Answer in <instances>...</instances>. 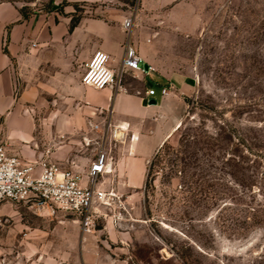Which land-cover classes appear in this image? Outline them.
<instances>
[{
	"label": "rangeland",
	"instance_id": "374dc122",
	"mask_svg": "<svg viewBox=\"0 0 264 264\" xmlns=\"http://www.w3.org/2000/svg\"><path fill=\"white\" fill-rule=\"evenodd\" d=\"M2 2L24 16L67 9ZM80 6L71 7L74 21L133 17L131 34L153 68L194 90L181 124L149 160L145 184L116 188L120 201L100 208L108 217L92 233L70 215L0 205V264H264V0ZM94 145L80 146L79 158L98 154L100 136ZM73 158L58 166L71 169Z\"/></svg>",
	"mask_w": 264,
	"mask_h": 264
},
{
	"label": "crops",
	"instance_id": "0c3cea01",
	"mask_svg": "<svg viewBox=\"0 0 264 264\" xmlns=\"http://www.w3.org/2000/svg\"><path fill=\"white\" fill-rule=\"evenodd\" d=\"M94 1L51 0L49 7H67L62 17L57 8L24 16L14 4L0 3V145L30 165H60L72 156L71 170L85 182L96 155L80 159L79 147L95 146L101 135L92 127L109 120L127 138L109 150L105 187L141 189L149 160L181 124L194 89L189 80L157 72L134 33L130 44L147 70L125 73L119 91L82 85L83 64L94 52L106 53L116 72L127 41L119 17L82 18L70 29L71 7Z\"/></svg>",
	"mask_w": 264,
	"mask_h": 264
},
{
	"label": "built area",
	"instance_id": "2783aa9c",
	"mask_svg": "<svg viewBox=\"0 0 264 264\" xmlns=\"http://www.w3.org/2000/svg\"><path fill=\"white\" fill-rule=\"evenodd\" d=\"M133 27V17L122 21L127 41L118 70L115 72L110 67L111 59L106 53L96 51L84 63L82 85L95 90L115 88L119 91L125 73L142 70V59L129 42ZM167 94L166 88L160 92L161 96ZM147 95L153 96L154 91L147 92ZM92 129L100 132L102 146L85 174V182L82 176L71 169H62L46 160L36 165L25 164L0 145V205H23L35 213L47 216L70 215L80 224L83 232L92 233L95 222L99 218L108 217L101 209L109 207L111 202H119L122 197L111 184L105 187L103 181L110 173L107 169L110 159L107 141L113 140L115 145L123 143L127 138L126 130L116 128L109 120L101 127L93 126ZM129 140L134 141L136 138L131 135ZM2 225L3 218L0 217V227Z\"/></svg>",
	"mask_w": 264,
	"mask_h": 264
},
{
	"label": "trees",
	"instance_id": "16d2710c",
	"mask_svg": "<svg viewBox=\"0 0 264 264\" xmlns=\"http://www.w3.org/2000/svg\"><path fill=\"white\" fill-rule=\"evenodd\" d=\"M75 24H76V21L71 19L70 29H72L75 26Z\"/></svg>",
	"mask_w": 264,
	"mask_h": 264
},
{
	"label": "water",
	"instance_id": "95a60500",
	"mask_svg": "<svg viewBox=\"0 0 264 264\" xmlns=\"http://www.w3.org/2000/svg\"><path fill=\"white\" fill-rule=\"evenodd\" d=\"M144 70H147V65H143ZM151 104H154V101H152Z\"/></svg>",
	"mask_w": 264,
	"mask_h": 264
}]
</instances>
